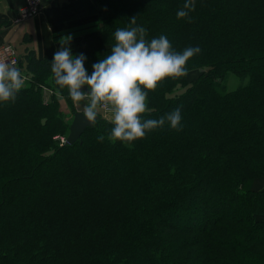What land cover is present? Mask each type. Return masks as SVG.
Returning a JSON list of instances; mask_svg holds the SVG:
<instances>
[{
  "label": "trees",
  "instance_id": "16d2710c",
  "mask_svg": "<svg viewBox=\"0 0 264 264\" xmlns=\"http://www.w3.org/2000/svg\"><path fill=\"white\" fill-rule=\"evenodd\" d=\"M94 1L106 17L102 47L85 54L89 75L117 29L201 49L186 76L147 94L143 119L179 107L180 130L166 121L128 147L98 116L60 146L53 137L71 122L43 88L72 100L50 83L53 56L27 50L25 87L0 102V264H264V191L250 187L264 177V0H194L185 18L176 14L186 0ZM229 74L240 81L233 91ZM192 208L202 220L175 228L172 217Z\"/></svg>",
  "mask_w": 264,
  "mask_h": 264
},
{
  "label": "clouds",
  "instance_id": "9594fccd",
  "mask_svg": "<svg viewBox=\"0 0 264 264\" xmlns=\"http://www.w3.org/2000/svg\"><path fill=\"white\" fill-rule=\"evenodd\" d=\"M194 8V0H186L177 18L188 17ZM130 23L135 25L136 17L131 18ZM146 34L144 27L117 29L110 54L92 65L90 75L84 67L85 55L74 58L71 54V35L61 37L60 49L51 62L55 83L68 90L78 109L82 106L85 119L95 126L98 116H109L114 125L109 140H119L128 147L134 140L144 138L146 132L163 127L166 121L172 129L180 130L179 107L159 119H143V114L152 111L146 105L147 94L155 91L166 78L186 76V62L201 51L199 47H188L182 53L177 52L166 36L147 41ZM25 82L26 77L15 61L0 60V102H15ZM83 86L87 91L82 90ZM97 139L103 142L105 137L101 135Z\"/></svg>",
  "mask_w": 264,
  "mask_h": 264
},
{
  "label": "crops",
  "instance_id": "0c3cea01",
  "mask_svg": "<svg viewBox=\"0 0 264 264\" xmlns=\"http://www.w3.org/2000/svg\"><path fill=\"white\" fill-rule=\"evenodd\" d=\"M22 4L23 0H0V45L12 43L19 58L27 50L34 51L38 59L53 56L60 49L61 37L69 35L74 58L102 47L100 26L104 12L94 0H42V8L36 16L16 24ZM50 83L56 84L53 74ZM53 96L66 120L71 122L78 108L73 101L71 107L67 99L52 87L44 92V102L49 103Z\"/></svg>",
  "mask_w": 264,
  "mask_h": 264
},
{
  "label": "built area",
  "instance_id": "2783aa9c",
  "mask_svg": "<svg viewBox=\"0 0 264 264\" xmlns=\"http://www.w3.org/2000/svg\"><path fill=\"white\" fill-rule=\"evenodd\" d=\"M42 8V0H23L22 6L19 8L18 15L16 17L15 23L21 24L24 21L36 16ZM0 60L4 61H15L16 66L18 67L19 64V56L13 46L10 42H4L0 45ZM26 77V80H28L26 75H23ZM43 90L46 92V89L43 88ZM59 140V145L62 146L66 144V139L57 137Z\"/></svg>",
  "mask_w": 264,
  "mask_h": 264
},
{
  "label": "rangeland",
  "instance_id": "374dc122",
  "mask_svg": "<svg viewBox=\"0 0 264 264\" xmlns=\"http://www.w3.org/2000/svg\"><path fill=\"white\" fill-rule=\"evenodd\" d=\"M97 4V3H96ZM98 5V4H97ZM99 7H101L100 5H98ZM102 11L104 12V17H103V20L105 19L106 17V10L105 9H102ZM102 24V23H101ZM201 74V73H200ZM24 75V74H23ZM199 75V72L198 71H192L188 74V78L189 80H195L197 78V76ZM27 76V75H26ZM28 78V76H27ZM27 81V80H26ZM240 81H239V78L234 75V74H229L228 78H227V84H226V87H227V90L228 91H233L238 85H239ZM46 89V92H48V87L45 88ZM44 90H43V97H44ZM46 103V102H44ZM63 113V112H62ZM64 114V113H63ZM101 118L107 120L109 119V116H106L104 114H101L100 115ZM69 133V131H68ZM68 133L66 135H55L53 137V140L56 141V142H59V140L57 139V137H60V138H65L66 142L67 143V137H68ZM59 144V143H58ZM65 145V144H64ZM251 189L253 190H262L264 191V177L261 178V179H257L256 181H254L251 185H250ZM193 214H192V217L190 218H184V217H181V213L177 214V215H174L172 218L173 221H174V227L175 228H178L179 226H186L188 223L190 224L191 222H194L195 219H197L198 221H201L202 220V215H200L199 212H195V209H193ZM178 215H179V218H178ZM258 219L261 218V217H257ZM194 219V220H193ZM201 219V220H200ZM191 221V222H189Z\"/></svg>",
  "mask_w": 264,
  "mask_h": 264
},
{
  "label": "water",
  "instance_id": "95a60500",
  "mask_svg": "<svg viewBox=\"0 0 264 264\" xmlns=\"http://www.w3.org/2000/svg\"><path fill=\"white\" fill-rule=\"evenodd\" d=\"M82 90L87 91L85 86L82 87ZM92 126L83 116L82 110H77V113L74 115L70 125H69V133L67 137V143L72 144L77 141L85 130V128Z\"/></svg>",
  "mask_w": 264,
  "mask_h": 264
}]
</instances>
